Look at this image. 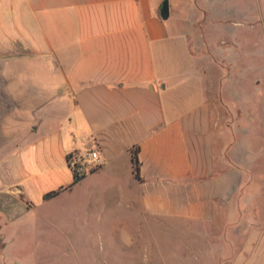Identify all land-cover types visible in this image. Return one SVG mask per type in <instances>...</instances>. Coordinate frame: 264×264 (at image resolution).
Listing matches in <instances>:
<instances>
[{
  "label": "crops",
  "instance_id": "obj_1",
  "mask_svg": "<svg viewBox=\"0 0 264 264\" xmlns=\"http://www.w3.org/2000/svg\"><path fill=\"white\" fill-rule=\"evenodd\" d=\"M163 1L0 0V264L89 177L44 197L73 183L69 155L91 145L108 190L202 225L218 252L208 264H264V169L243 165L240 122L219 113L243 78L234 7L169 0L164 19ZM211 65L218 90L195 88Z\"/></svg>",
  "mask_w": 264,
  "mask_h": 264
},
{
  "label": "rangeland",
  "instance_id": "obj_2",
  "mask_svg": "<svg viewBox=\"0 0 264 264\" xmlns=\"http://www.w3.org/2000/svg\"><path fill=\"white\" fill-rule=\"evenodd\" d=\"M197 1L200 8L202 0ZM208 1L217 10V0ZM219 1L227 12L234 7L226 22L235 21L231 26L240 41L235 51L241 56L243 76L236 104H229L234 99L231 93L219 113L229 122H240L241 137L236 133L234 150L241 153L243 165L249 162L263 170L264 0ZM247 56L255 57L250 62L242 60ZM253 67L256 77H250L255 74L250 73ZM211 68L213 75L196 79L195 88L218 90V67ZM93 172L74 193L42 208L48 219L35 222L27 236L11 242L7 264H208L217 256L216 244L208 246L200 223L144 211L139 202L133 204L127 196L108 190L109 176H91ZM257 177L264 181V175Z\"/></svg>",
  "mask_w": 264,
  "mask_h": 264
},
{
  "label": "built area",
  "instance_id": "obj_3",
  "mask_svg": "<svg viewBox=\"0 0 264 264\" xmlns=\"http://www.w3.org/2000/svg\"><path fill=\"white\" fill-rule=\"evenodd\" d=\"M104 158L101 152L91 145L83 153L73 152L69 155L68 162L74 173L83 176L95 171L103 165Z\"/></svg>",
  "mask_w": 264,
  "mask_h": 264
},
{
  "label": "trees",
  "instance_id": "obj_4",
  "mask_svg": "<svg viewBox=\"0 0 264 264\" xmlns=\"http://www.w3.org/2000/svg\"><path fill=\"white\" fill-rule=\"evenodd\" d=\"M138 153H139V147L134 146V148H132V161H133L134 173H135V176L137 178H140V160H139V154ZM85 176L86 175L79 176V175L75 174L74 181L71 185L62 186V187L58 188L57 190H52L50 192H47L44 196L45 199H50V198L56 196L57 194H59L63 189H67L69 187H72V185H74L75 183H78Z\"/></svg>",
  "mask_w": 264,
  "mask_h": 264
},
{
  "label": "water",
  "instance_id": "obj_5",
  "mask_svg": "<svg viewBox=\"0 0 264 264\" xmlns=\"http://www.w3.org/2000/svg\"><path fill=\"white\" fill-rule=\"evenodd\" d=\"M160 15L162 18L167 19L170 16V3L169 0H164L161 5Z\"/></svg>",
  "mask_w": 264,
  "mask_h": 264
}]
</instances>
